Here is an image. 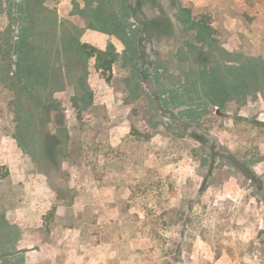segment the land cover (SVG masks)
I'll return each instance as SVG.
<instances>
[{
  "label": "rangeland",
  "instance_id": "1",
  "mask_svg": "<svg viewBox=\"0 0 264 264\" xmlns=\"http://www.w3.org/2000/svg\"><path fill=\"white\" fill-rule=\"evenodd\" d=\"M27 1L0 0V264H264V0H43L23 22ZM80 43L113 45L112 71ZM211 81L249 88L220 107Z\"/></svg>",
  "mask_w": 264,
  "mask_h": 264
},
{
  "label": "trees",
  "instance_id": "2",
  "mask_svg": "<svg viewBox=\"0 0 264 264\" xmlns=\"http://www.w3.org/2000/svg\"><path fill=\"white\" fill-rule=\"evenodd\" d=\"M43 0H28L27 1V7L22 11V20L23 22L27 21V19L33 18L35 16V13L38 12V9L41 10ZM40 7V8H39ZM128 9L132 11L133 7L129 4ZM191 14L187 9L181 10V18L183 19L184 24L186 25L187 29L194 30L196 32V38L197 40L202 43L206 44L209 41L213 39L214 29L211 25V19L209 16H202L200 20L195 21L191 20ZM54 24V23H53ZM152 24L159 30L162 27V24L159 20L152 21ZM28 36L22 35L20 37V41L16 43L15 45H11V50H14L19 61V71L17 72V81H21L23 79V73L25 72V68L22 67L21 61H35V49L36 47L29 46L28 44ZM75 52L79 56V61H87L89 58H95L97 62V67L99 70L103 72L112 71L113 64L118 58V53L115 50V47L113 45H110L106 50H100L96 47H91L88 44H78L75 47ZM42 61H47L46 59H42ZM32 70V69H31ZM36 73L41 77L42 71L40 68L36 70ZM220 83V82H219ZM34 85H31L28 83L26 86V89L33 88ZM249 85L245 81L241 82L238 85L229 86L225 84H218L216 81L210 83V90L214 95L217 96L218 100H215V102L221 107L227 98H231L233 93L237 92L238 90L240 93L245 92L248 90ZM34 100L37 101L36 97H34ZM78 101L77 99H75ZM60 141L57 139V137H47L46 138V147L45 152L49 156V158L55 160L58 155L61 153V149L59 148ZM228 160H230L228 163L230 166L242 171L247 179L252 180L253 182L260 181L257 174L249 168V166L246 165L245 162H241L240 160L234 158L232 155L230 157H227ZM204 191V190H203ZM193 208V207H192ZM190 208L189 210L190 214L187 216L182 214L181 218V237L180 240L176 242V252L183 254L185 251L186 244L190 247L193 245V242H186V239L182 236L183 233L186 231V228L194 221V212L193 209ZM193 212V214H192ZM192 238V240H194ZM172 251V249L170 250ZM170 254V253H168ZM180 263V261H179ZM170 264V263H168Z\"/></svg>",
  "mask_w": 264,
  "mask_h": 264
}]
</instances>
